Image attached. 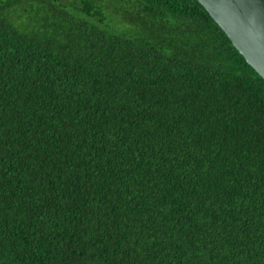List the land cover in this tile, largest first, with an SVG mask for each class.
<instances>
[{
	"label": "trees",
	"instance_id": "trees-1",
	"mask_svg": "<svg viewBox=\"0 0 264 264\" xmlns=\"http://www.w3.org/2000/svg\"><path fill=\"white\" fill-rule=\"evenodd\" d=\"M0 264H264V80L197 0H0Z\"/></svg>",
	"mask_w": 264,
	"mask_h": 264
},
{
	"label": "water",
	"instance_id": "water-1",
	"mask_svg": "<svg viewBox=\"0 0 264 264\" xmlns=\"http://www.w3.org/2000/svg\"><path fill=\"white\" fill-rule=\"evenodd\" d=\"M246 63L264 80L262 0H197Z\"/></svg>",
	"mask_w": 264,
	"mask_h": 264
}]
</instances>
